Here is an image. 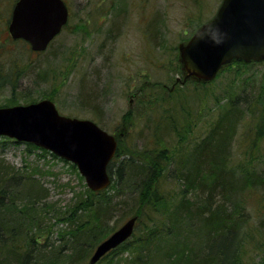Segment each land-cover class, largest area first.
Listing matches in <instances>:
<instances>
[{
    "label": "rangeland",
    "instance_id": "obj_1",
    "mask_svg": "<svg viewBox=\"0 0 264 264\" xmlns=\"http://www.w3.org/2000/svg\"><path fill=\"white\" fill-rule=\"evenodd\" d=\"M221 1L65 0L69 9L67 24L44 51L34 52L25 41L10 38L7 25L14 0H0V106L49 97L61 113L92 119L116 135L120 158L126 152L148 157L150 152L145 147L152 142L153 133L160 136L163 132L164 142L173 146L176 139L172 133L164 125L155 124L162 120L160 109L175 100H185L182 103L198 105L202 110L215 109L226 99V88L232 78H248L252 88L262 76V65L255 63L250 69L222 71L205 87L198 85L193 90V80L183 69L178 48L200 24L213 16ZM228 87L234 92L238 90V85ZM183 96L185 99H181ZM201 120L194 126L197 134L207 128L205 119ZM243 132V123L239 122L234 139L228 141L232 158H240L243 146L237 140ZM0 167L23 175L32 173L35 178L30 185L23 184L24 180L13 186L16 203L8 207L12 210L23 205L27 193L45 196L48 203L61 209L75 200L74 192L75 195L84 193V181L65 162L40 150H28L25 144L12 143L3 137H0ZM176 184L174 180L163 181L169 188ZM113 192L111 188L107 194ZM114 195L113 200L118 199L123 210L106 221V228L101 231L104 234L98 241L119 227L136 206L134 195L128 189L119 197L115 192ZM243 197L252 215L258 206V195L247 193ZM4 210L9 219L25 218L23 214L18 216L11 210ZM228 210L230 212L231 208ZM22 222L23 228L36 233L28 227L32 223ZM250 223L253 226V219ZM62 227L56 225V229ZM197 241L198 238L191 237L195 251L199 249ZM167 242L165 239L157 246L165 247L166 251ZM61 243L64 240L54 239L57 248ZM94 243L89 239L82 252L87 253L90 246L93 250ZM86 253L82 254L81 262L88 260ZM179 253L171 252L168 258L152 253L155 256L150 254L149 264H175ZM61 254L58 264H67L70 254L65 251ZM259 259L256 256L255 260ZM111 260L108 264H140L127 249H119Z\"/></svg>",
    "mask_w": 264,
    "mask_h": 264
},
{
    "label": "trees",
    "instance_id": "obj_2",
    "mask_svg": "<svg viewBox=\"0 0 264 264\" xmlns=\"http://www.w3.org/2000/svg\"><path fill=\"white\" fill-rule=\"evenodd\" d=\"M255 63L262 65L260 82L251 88L248 78L239 80L235 76L228 86L238 85L237 92L227 86L226 99L215 109L202 110L198 105L182 103L185 100H175L160 109L162 120L155 124L164 125L175 137V144L164 142L163 132L160 136L153 133L152 142L145 147L150 152L146 158L130 152L120 158L118 146L108 165L112 179L108 188L93 192L82 183L84 193L74 192L75 200L63 209L48 203L45 196L32 193L25 194L26 200L19 209L8 208L16 203L13 186L24 180L27 185L35 178L32 173L23 175L0 167V264H58L62 251L70 254L67 264H88V260L81 262L82 254L86 253L82 251L89 239L97 244L106 221L123 210L113 197L114 192L119 197L127 189L136 203L130 215L137 216L134 232L94 264L110 263L119 249L131 250L140 264H149L152 253L168 258L177 251L180 253L175 264H264V60L232 61L219 73L250 69ZM192 83L195 90L198 85L202 88L210 82ZM201 118L207 128L197 134L194 126L202 122ZM239 122L243 123L244 132L237 141L243 149L240 158H232L228 141L234 139ZM25 147L39 148L30 143ZM40 149L41 153L57 158ZM66 164L83 179L74 164ZM164 180H174L179 185L169 188L163 185ZM111 188L114 192L109 195ZM247 193L258 195V206L252 215L244 204L243 196ZM4 209L25 218L9 219ZM23 220L32 223L28 227L36 233L23 228ZM58 224L63 227L56 229ZM191 237L198 238V251L192 249L195 244L191 246ZM54 239L64 243L57 248ZM165 239L166 251L165 247L157 246ZM91 247L86 253L88 257ZM47 254L53 257L48 258ZM256 256L260 259L255 260Z\"/></svg>",
    "mask_w": 264,
    "mask_h": 264
},
{
    "label": "water",
    "instance_id": "obj_3",
    "mask_svg": "<svg viewBox=\"0 0 264 264\" xmlns=\"http://www.w3.org/2000/svg\"><path fill=\"white\" fill-rule=\"evenodd\" d=\"M66 19L63 0H17L9 30L32 49L42 50ZM178 49L186 75L204 81L233 59H264V0H222L213 18ZM0 135L32 142L72 161L92 190L110 182L107 164L116 150L115 137L90 119L59 114L50 99L0 107ZM135 220L136 216L128 218L100 241L89 263L127 239Z\"/></svg>",
    "mask_w": 264,
    "mask_h": 264
},
{
    "label": "flooded vegetation",
    "instance_id": "obj_4",
    "mask_svg": "<svg viewBox=\"0 0 264 264\" xmlns=\"http://www.w3.org/2000/svg\"><path fill=\"white\" fill-rule=\"evenodd\" d=\"M8 23H9V19H8ZM7 31H8V25H7Z\"/></svg>",
    "mask_w": 264,
    "mask_h": 264
}]
</instances>
